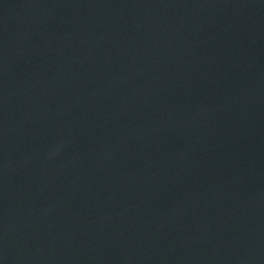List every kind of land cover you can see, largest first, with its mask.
Instances as JSON below:
<instances>
[{
  "label": "water",
  "instance_id": "water-1",
  "mask_svg": "<svg viewBox=\"0 0 264 264\" xmlns=\"http://www.w3.org/2000/svg\"><path fill=\"white\" fill-rule=\"evenodd\" d=\"M0 264H264V0H0Z\"/></svg>",
  "mask_w": 264,
  "mask_h": 264
}]
</instances>
